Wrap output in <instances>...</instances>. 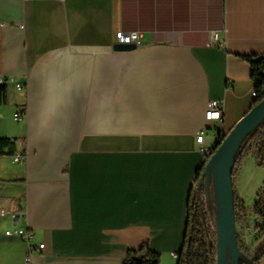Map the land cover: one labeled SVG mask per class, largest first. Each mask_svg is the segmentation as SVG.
<instances>
[{"label":"crops","instance_id":"crops-1","mask_svg":"<svg viewBox=\"0 0 264 264\" xmlns=\"http://www.w3.org/2000/svg\"><path fill=\"white\" fill-rule=\"evenodd\" d=\"M118 32L141 44L113 51ZM260 54L264 0H0V138L26 149L0 156V264H26L4 235L21 212L31 264H122L144 242L174 264L208 103L224 135L255 100L242 56Z\"/></svg>","mask_w":264,"mask_h":264},{"label":"trees","instance_id":"trees-1","mask_svg":"<svg viewBox=\"0 0 264 264\" xmlns=\"http://www.w3.org/2000/svg\"><path fill=\"white\" fill-rule=\"evenodd\" d=\"M242 59L248 62L252 68L251 79L254 84L255 100L248 109L249 111L254 105L264 99V54L242 56ZM4 95V88L1 87L0 102L2 99L4 100ZM229 131L224 135L219 134L217 136V144L224 140ZM17 141L21 145L25 143V139L0 138V156H14L16 154ZM209 153L205 156L193 181L194 185L188 199L187 220L182 246L180 251L175 254L176 260L174 264H216L215 213L210 197L212 182L209 181L208 186L204 182L197 186L204 166L210 155L213 154L211 148ZM21 154L25 157V148H23ZM250 156H255L257 167L264 171V123L258 125L242 142L232 172L235 225L238 228H242L251 215L255 220L254 230L258 233V237L264 240V177L250 208L245 206L234 187L236 173ZM236 236L239 250L247 258H250L246 245L239 239L238 235ZM263 258L264 247L259 256L252 259L253 264H260ZM122 264H161V256L150 250L148 244L144 242L137 250H128ZM239 264L246 263L240 261Z\"/></svg>","mask_w":264,"mask_h":264},{"label":"water","instance_id":"water-1","mask_svg":"<svg viewBox=\"0 0 264 264\" xmlns=\"http://www.w3.org/2000/svg\"><path fill=\"white\" fill-rule=\"evenodd\" d=\"M112 49L129 52L136 46L115 44ZM261 123H264V99L247 111L224 140L215 145L197 183V186L203 182L208 186L209 181L212 182L210 195L212 191L215 199L216 264H239L240 261L253 264L252 259L247 258L237 245L232 172L242 142Z\"/></svg>","mask_w":264,"mask_h":264},{"label":"built area","instance_id":"built-area-1","mask_svg":"<svg viewBox=\"0 0 264 264\" xmlns=\"http://www.w3.org/2000/svg\"><path fill=\"white\" fill-rule=\"evenodd\" d=\"M216 40V36L213 35L211 38V42ZM115 44H133L138 47L141 44V38L138 33H123L118 32L115 34L114 39ZM9 79L7 77L0 76V88L6 89L8 85ZM14 88L17 91H24L25 85L22 83H15ZM254 89L251 92V96H254ZM26 109L25 106L20 109V111L13 114V119L16 121L23 120L25 118ZM222 114H223V104L219 101H210L208 103L207 110L205 112V120L212 124V128L209 130L211 131V141L206 144L205 143V136L207 130H201L197 133L195 137V143L197 144V150L206 156L209 153L210 146H215L217 144L216 138L219 134H223L221 132V121H222ZM24 156L21 153H16L13 156L15 162L20 163L24 160ZM23 217V212L17 213L12 215L11 220L13 223V228L5 230L4 235L10 237H16L18 239L23 240L28 246V254L24 258V262L26 264H31V255H32V246L30 245V234L27 230L20 225L21 218ZM38 250H42L44 248L43 244H40L36 247ZM176 257V256H175Z\"/></svg>","mask_w":264,"mask_h":264},{"label":"rangeland","instance_id":"rangeland-1","mask_svg":"<svg viewBox=\"0 0 264 264\" xmlns=\"http://www.w3.org/2000/svg\"><path fill=\"white\" fill-rule=\"evenodd\" d=\"M239 171L236 173L234 186L236 184L239 187ZM241 176L245 179L243 200L247 204V208H250L253 204V198H255V192L257 188L261 185L264 177V171L257 167L255 162V156H250L247 158L241 167ZM240 190V187H239ZM211 191V202L214 204V197ZM254 218L250 215L247 222L242 228L236 226V235L239 239L246 245L251 259L256 258L261 253L264 247V240L258 237V233L254 230ZM260 264H264V258L260 261Z\"/></svg>","mask_w":264,"mask_h":264},{"label":"bare ground","instance_id":"bare-ground-1","mask_svg":"<svg viewBox=\"0 0 264 264\" xmlns=\"http://www.w3.org/2000/svg\"><path fill=\"white\" fill-rule=\"evenodd\" d=\"M215 146H211L210 148H211V150L214 148ZM210 150V149H209ZM212 153V152H211ZM210 154V153H209Z\"/></svg>","mask_w":264,"mask_h":264}]
</instances>
